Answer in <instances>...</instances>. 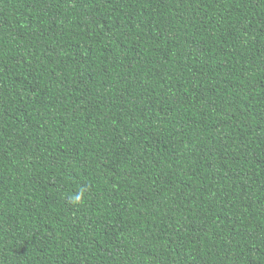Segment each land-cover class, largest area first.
I'll return each instance as SVG.
<instances>
[{
    "label": "trees",
    "instance_id": "trees-1",
    "mask_svg": "<svg viewBox=\"0 0 264 264\" xmlns=\"http://www.w3.org/2000/svg\"><path fill=\"white\" fill-rule=\"evenodd\" d=\"M0 264H264V0H0Z\"/></svg>",
    "mask_w": 264,
    "mask_h": 264
}]
</instances>
